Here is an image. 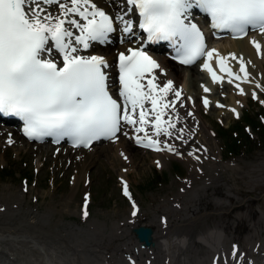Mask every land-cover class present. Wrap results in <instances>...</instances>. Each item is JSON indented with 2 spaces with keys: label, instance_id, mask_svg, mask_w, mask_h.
Masks as SVG:
<instances>
[{
  "label": "snow or ice",
  "instance_id": "6c2138e0",
  "mask_svg": "<svg viewBox=\"0 0 264 264\" xmlns=\"http://www.w3.org/2000/svg\"><path fill=\"white\" fill-rule=\"evenodd\" d=\"M111 3L120 8L115 16L94 0H0V114L23 121L24 135L30 140L52 137L58 143L66 138L74 147L88 148L94 141L117 138L122 126L128 125L137 133L135 142L141 147L179 154L175 145L160 137L171 139L175 135L183 141L184 129L177 127L181 117L176 107L177 103L183 107L182 89L171 79L159 82L157 70L166 73L149 55L147 45L168 42L175 51L174 59L182 65L203 59V70L214 84L222 85L225 77L218 75L211 64L216 59L227 83L239 81L235 87L239 95H245L240 85L251 82L247 65L252 62L235 53L224 56L209 48L205 33L193 17L199 10L210 17L211 28L227 30L236 38L248 35L250 29L264 35V0ZM133 12L138 14L137 22L130 18ZM118 25L140 46L119 53L118 88L113 91L109 61L88 50L94 43L110 42ZM137 27L146 39L136 35ZM251 43L264 59L261 42L253 39ZM229 59L239 64L238 72ZM255 87L264 91L260 84ZM204 91L210 89L204 87ZM252 96L257 98L255 92ZM203 103L207 108L211 102L204 98ZM217 107L225 105L218 103ZM230 110L239 116L235 109ZM12 142L9 139L8 143ZM123 191L131 199L126 182ZM133 208L135 216L138 209L134 202ZM232 259H239L236 251Z\"/></svg>",
  "mask_w": 264,
  "mask_h": 264
},
{
  "label": "rangeland",
  "instance_id": "374dc122",
  "mask_svg": "<svg viewBox=\"0 0 264 264\" xmlns=\"http://www.w3.org/2000/svg\"><path fill=\"white\" fill-rule=\"evenodd\" d=\"M113 45L118 46L119 43L98 48L111 49ZM113 52L116 51L110 54ZM172 66L181 71L174 64ZM182 73L184 79L181 82L186 80L191 83L190 71ZM197 84L202 86L204 83ZM182 86L185 87L184 97L187 92L195 97L193 103L185 98L187 103H192L190 109H178L179 115L186 117L178 125L190 128L198 125L200 128L191 132L182 127L187 135H192H184L183 141L177 143L179 146L176 149L182 157H166L164 164L159 163V166L157 161L160 159L156 155L137 150L133 144H130L132 150L128 149L127 159L113 154V146L118 143H102L93 148L95 154L90 151L72 152L65 147L27 144L15 130L0 124L7 133L0 138V169L7 170V174L0 176V213L31 212L38 215V221L41 217L50 216V226L63 220L65 224L96 230V238H103L102 245L109 253L118 256L127 253V239L122 231L132 225L150 224L156 220L153 224L155 230H159L158 221L162 218L165 228L170 227L193 213L194 208L199 212H211L217 207L216 202H225L230 209L221 214L225 228L224 249H229L231 245L237 252L242 248L244 264H264V143L246 148L237 157H226L216 122L227 127L237 120L231 107H227L232 105L228 91H224L227 94L224 100L219 98L225 103L221 102L225 109H209L200 103L199 97L204 91ZM261 86L264 87V78ZM213 93L215 95L216 92ZM255 93V99L251 94L246 97L250 109L246 103L238 107L239 115L264 108V91L256 88ZM215 109L223 111L218 113ZM189 112L192 115H188ZM9 139L13 142L8 143ZM120 142L128 143L124 134L120 136ZM186 152L196 153L200 161H195L193 155H185ZM175 163L182 170H173ZM122 177L128 181L131 198L138 209L135 216L131 214L134 208L130 200L123 196ZM85 205L87 218L84 217ZM217 218L216 215L210 217L208 223ZM195 249L199 256L209 255L199 244L195 245ZM231 260L229 264H234L236 259Z\"/></svg>",
  "mask_w": 264,
  "mask_h": 264
},
{
  "label": "bare ground",
  "instance_id": "6f19581e",
  "mask_svg": "<svg viewBox=\"0 0 264 264\" xmlns=\"http://www.w3.org/2000/svg\"><path fill=\"white\" fill-rule=\"evenodd\" d=\"M94 2H96L98 6L103 7L110 14H113V16H115L116 13H114L112 9L120 10L119 6L115 3H113V6L110 5L111 0H94ZM52 10H55V6H53ZM117 36L122 37L121 33L119 35L117 34ZM253 39L261 42L262 51H264V35L259 33L255 34L253 37H247L242 40H228V42L222 41L216 44L217 51L222 55L229 56L230 53H235L238 57L243 56L245 61L250 60L252 62L247 65L248 71L251 74V82L241 83L240 85L244 88L245 95H239L238 89L235 87L236 83H240L239 81H234L233 84L227 83L226 74L223 75L216 72L218 75L224 76L225 81L222 85L214 84L211 75L203 70V64L199 67H180L181 71H179L173 69L172 64L174 63L166 60L160 55H154V59L157 60L164 70V73H166L165 75L157 70L156 74L159 82L163 84L171 79L177 88L182 89L183 107H181L180 103H177V110L190 109L191 104L187 103V101L194 100L195 97L194 94L190 95L188 92L184 97L185 93L183 95V92L185 90L183 91V89L185 87L182 88V84L184 86L187 85L194 91L198 89L199 91H204V87H208L210 92L206 93L204 91L202 96L209 101L212 99L213 103H224L220 101V99L222 98L224 100L228 94V97L232 101V105L228 104L227 107H231V109L233 106H236V109H238L240 105L246 103V97L255 92V85L262 83V79L264 78V59L260 58L256 49L253 47L251 43ZM133 44L134 41L123 43L111 49L109 47L98 48V52L89 53L106 57L109 64L112 66L113 59H115L121 51H125L128 47H134ZM112 51H116V53L113 52L114 54H110ZM215 60L216 59H213L211 61L212 67ZM228 63L233 66L234 71H239V64L236 61L229 59ZM185 70L190 71L191 83H188L186 80L181 82L182 78L184 79L182 71ZM108 71L110 72V82L112 83L111 67ZM241 75L243 74L241 73ZM198 82H203L204 84L202 86L204 87L198 85ZM225 90L228 91L226 95L224 94ZM213 91L216 92L215 95ZM217 96L218 98L216 99ZM186 97L187 101L185 99ZM169 98L171 99L172 97L170 96ZM215 110L218 113H222L223 111L222 109V111L220 109ZM180 117L181 121L183 118H186L184 116ZM165 119H167V117H165ZM177 127H183L191 132H193L192 129L196 130L200 128L199 126L190 128L184 124L183 126L177 125ZM123 132L128 133V143H119V141H117L118 144L113 146V154L117 157L118 155L120 157H126L128 149L132 150L130 145L133 141L132 137L137 135L133 128L128 125L123 126ZM6 134L7 133L0 127V138L4 137ZM139 135L142 136L143 134ZM184 135L187 137L191 136L190 134L187 135L185 131ZM160 139L175 145L176 148L179 146L177 143L181 142V140L175 138V135L171 139L163 136H161ZM93 148L94 145H92L88 151L95 154L96 152H93ZM170 155L172 156V153H169L167 150L156 154L157 158L160 159L159 163L162 164L166 161L165 158L170 157ZM187 155L191 157V155ZM215 205L217 207L211 212H206L205 210L199 212L197 208H194L193 213H190V215L186 217H182L180 220L176 221L175 225L167 228L163 225L162 219L158 221V223H160V225H158L159 230H155L156 226L153 224L156 220H153L150 224H145V227L153 229L154 244L148 248L140 247L137 241L133 240L134 237H131V229L139 225H132L128 229L122 231V235L127 239L125 244L127 253L118 256H116L115 253H109L107 247L102 245L103 238H96V230L92 231L78 226L75 227L71 224H65L63 220H59L55 223L56 225L50 226V219H48L50 216L48 218H46V216L41 217V220L38 221V215L31 212L18 213L14 210L18 214H15L13 211L8 215L0 213V264H225V262L228 263L230 250H232L233 247H230V250H227L228 248L226 247V253H222V250L225 248V242H223L225 228L221 216L229 211L230 205H226L225 202H216ZM215 215L218 216L217 220L213 223H208V219ZM117 231L118 227L116 228V232ZM197 244L204 247L209 255L206 257L205 255L199 256L198 250L195 249V245ZM235 264H240V262L236 261Z\"/></svg>",
  "mask_w": 264,
  "mask_h": 264
},
{
  "label": "trees",
  "instance_id": "16d2710c",
  "mask_svg": "<svg viewBox=\"0 0 264 264\" xmlns=\"http://www.w3.org/2000/svg\"><path fill=\"white\" fill-rule=\"evenodd\" d=\"M244 122L251 125L253 130L259 131L260 129V132H258V134L260 133L261 135L260 139L264 138V125L256 120L255 117L247 115V117L244 118ZM221 135L225 139L226 146L230 154L239 153L240 149L244 145H247L251 142L248 133L245 132L243 125H241L240 123H236L234 127L230 128L229 130L222 129ZM3 173L7 174V170L1 169L0 176Z\"/></svg>",
  "mask_w": 264,
  "mask_h": 264
},
{
  "label": "water",
  "instance_id": "95a60500",
  "mask_svg": "<svg viewBox=\"0 0 264 264\" xmlns=\"http://www.w3.org/2000/svg\"><path fill=\"white\" fill-rule=\"evenodd\" d=\"M132 232L135 233L136 238L144 247L152 244V231L150 229L140 227L133 229Z\"/></svg>",
  "mask_w": 264,
  "mask_h": 264
}]
</instances>
